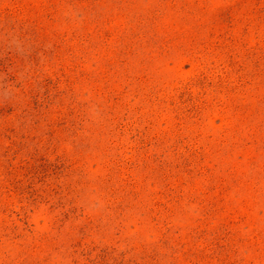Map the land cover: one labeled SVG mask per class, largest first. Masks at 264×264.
I'll list each match as a JSON object with an SVG mask.
<instances>
[{"label": "rangeland", "instance_id": "obj_1", "mask_svg": "<svg viewBox=\"0 0 264 264\" xmlns=\"http://www.w3.org/2000/svg\"><path fill=\"white\" fill-rule=\"evenodd\" d=\"M0 264H264V0H0Z\"/></svg>", "mask_w": 264, "mask_h": 264}]
</instances>
